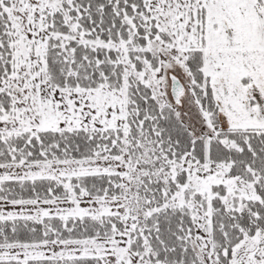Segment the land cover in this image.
Masks as SVG:
<instances>
[{"label": "snow or ice", "instance_id": "1", "mask_svg": "<svg viewBox=\"0 0 264 264\" xmlns=\"http://www.w3.org/2000/svg\"><path fill=\"white\" fill-rule=\"evenodd\" d=\"M0 264H264V0H0Z\"/></svg>", "mask_w": 264, "mask_h": 264}]
</instances>
